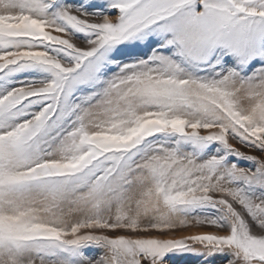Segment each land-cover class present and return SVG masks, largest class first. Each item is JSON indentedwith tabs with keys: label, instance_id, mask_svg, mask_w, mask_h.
Wrapping results in <instances>:
<instances>
[{
	"label": "rangeland",
	"instance_id": "1",
	"mask_svg": "<svg viewBox=\"0 0 264 264\" xmlns=\"http://www.w3.org/2000/svg\"><path fill=\"white\" fill-rule=\"evenodd\" d=\"M39 3L47 5L42 16L39 10L17 11L46 19L65 30L64 38L85 45L96 34L73 29L63 18L65 10L87 16L90 22L120 14L114 0ZM159 27L150 26L107 48L97 40L96 56L89 58L94 50H84L75 68L57 65L64 72L81 66L73 73L78 76L89 63L96 64L91 79L66 85L56 100L50 94L32 96L0 114L4 134L45 108L53 109L48 130L38 138L37 154L11 169L30 182L20 190L0 188V217L27 225L22 231L0 230V264H95L112 256L111 244L152 236L179 238L181 233H230L234 218L219 200L240 212L252 234H264L258 219L215 190H239L254 203L264 202L259 178L249 182L233 175V170L251 174L261 168L264 148L251 139L242 140L233 129L243 131L254 111L259 116L264 87L242 88L239 80L227 87L211 83L229 70L244 79H258L264 58L244 63L226 49H217L212 60L198 61L182 55L179 45L168 44L173 34ZM13 50L0 48V54ZM21 50L46 51L65 65L76 63L63 46L50 42L29 41ZM54 78L42 66H9L0 70V98ZM213 134L223 136L232 147L218 139H202ZM204 186L214 189L209 193L214 202L181 206L174 212L166 203L167 197L180 198ZM169 223L172 227L164 231L157 227ZM81 237L102 243H86L72 252L74 246L68 242ZM10 240L23 246L16 249ZM186 245L165 253L160 264H244L226 245L189 240Z\"/></svg>",
	"mask_w": 264,
	"mask_h": 264
},
{
	"label": "snow or ice",
	"instance_id": "2",
	"mask_svg": "<svg viewBox=\"0 0 264 264\" xmlns=\"http://www.w3.org/2000/svg\"><path fill=\"white\" fill-rule=\"evenodd\" d=\"M113 6L119 9V15L103 16L95 19V22H90L87 16L81 18L77 14H71V10L63 12V18L73 29L96 34V38L85 45L82 41L73 42L71 37L64 38L65 30L54 26L48 20L17 11V9L25 8L39 10L42 16L47 5L39 3V0H0V8L3 9L0 11V48L15 49L0 54V70L23 63L45 67L55 77L50 83L38 87H22L0 98V114L32 96L50 94L56 100L57 93L62 92L66 85L72 86L92 78L97 67L93 63H89L85 71L78 76H73V73H76L81 66L74 72H64L60 68H75L80 63L84 50H94L89 58L96 56L100 51L97 40L102 42L104 48L111 47L144 33L150 26L158 23L161 32L173 34L168 44L179 45L182 55L198 61L212 60L217 49H226L228 53L241 57L244 63L257 56L264 58V47H261L264 45V0H114ZM106 37L113 38L106 39ZM29 41L50 42L53 45L63 46L64 50L73 56L76 63L65 65L46 51L21 50V46ZM155 59L169 60L164 56H157ZM57 65H60V68ZM257 76L258 79H244L238 71L229 70L220 80L211 83L213 86L227 87L230 83L239 80L242 88L245 86L249 89L264 87V66L258 70ZM128 78L131 79V77ZM258 108L259 116L254 111L249 116L243 131L239 128H234L233 131L242 140L251 139L264 148V133L257 131L264 129V102H261ZM52 111V107H47L33 119L19 124L11 131L0 134V188L20 190L30 182V178L13 174L11 169L31 160L37 154L38 138L48 130L49 114ZM202 139H218L232 147L223 136L213 134ZM260 159L261 168L257 173L249 174L233 170V175L249 182L259 178L264 183V156ZM217 163H222V161ZM212 190L214 189L208 186H204L200 192L192 189L190 193L180 198L167 197L166 203L172 212L177 211L181 206L212 203L214 198L209 194ZM215 190L225 192L231 200L239 203L248 213L258 219L261 228H264V202L254 203L242 195L239 190L223 188ZM218 203L224 205L234 218L230 233L190 235L181 233L179 238L152 236L135 243L111 244L112 256L102 258L95 264H160V258L165 253L174 248H185L186 240L207 242L210 245H226L234 250L236 257H242L244 264H264V234H252L240 212L236 211L231 203L225 200H219ZM157 227L160 231H164L172 225L169 223ZM26 228L27 225L24 223H9L6 218L0 217V230L22 231ZM9 242L16 249L23 246L16 240ZM91 242L102 243L100 239L94 237H89L87 240L81 237L68 243L74 246L72 252H75L80 246ZM230 264H235V261Z\"/></svg>",
	"mask_w": 264,
	"mask_h": 264
}]
</instances>
